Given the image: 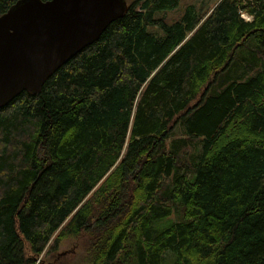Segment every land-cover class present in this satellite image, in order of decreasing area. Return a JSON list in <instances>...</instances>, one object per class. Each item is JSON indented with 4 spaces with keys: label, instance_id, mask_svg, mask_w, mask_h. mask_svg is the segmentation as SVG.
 <instances>
[{
    "label": "trees",
    "instance_id": "trees-1",
    "mask_svg": "<svg viewBox=\"0 0 264 264\" xmlns=\"http://www.w3.org/2000/svg\"><path fill=\"white\" fill-rule=\"evenodd\" d=\"M181 1L126 0L0 109V264L68 237L86 264H264V0Z\"/></svg>",
    "mask_w": 264,
    "mask_h": 264
},
{
    "label": "water",
    "instance_id": "water-1",
    "mask_svg": "<svg viewBox=\"0 0 264 264\" xmlns=\"http://www.w3.org/2000/svg\"><path fill=\"white\" fill-rule=\"evenodd\" d=\"M127 9L126 0H17L0 15V109L39 93Z\"/></svg>",
    "mask_w": 264,
    "mask_h": 264
},
{
    "label": "rangeland",
    "instance_id": "rangeland-1",
    "mask_svg": "<svg viewBox=\"0 0 264 264\" xmlns=\"http://www.w3.org/2000/svg\"><path fill=\"white\" fill-rule=\"evenodd\" d=\"M217 0H182L177 9L166 14L169 21L176 20L183 10L192 5L195 9L202 13L212 8ZM248 19L247 15H244ZM154 33V29H149ZM55 247V249H51ZM88 248L87 239L84 237H68L61 240L58 244H54V240L44 249L39 256L37 264H86L84 259L86 257V250ZM166 264H172L170 257L171 251H167Z\"/></svg>",
    "mask_w": 264,
    "mask_h": 264
},
{
    "label": "built area",
    "instance_id": "built-area-1",
    "mask_svg": "<svg viewBox=\"0 0 264 264\" xmlns=\"http://www.w3.org/2000/svg\"><path fill=\"white\" fill-rule=\"evenodd\" d=\"M243 17H244V18H247V17H245L244 15H243ZM248 19H249V18H248Z\"/></svg>",
    "mask_w": 264,
    "mask_h": 264
}]
</instances>
